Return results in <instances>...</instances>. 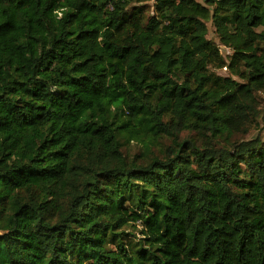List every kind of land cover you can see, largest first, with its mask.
<instances>
[{"label": "trees", "instance_id": "obj_1", "mask_svg": "<svg viewBox=\"0 0 264 264\" xmlns=\"http://www.w3.org/2000/svg\"><path fill=\"white\" fill-rule=\"evenodd\" d=\"M262 95L264 0H0V264H264Z\"/></svg>", "mask_w": 264, "mask_h": 264}, {"label": "rangeland", "instance_id": "obj_2", "mask_svg": "<svg viewBox=\"0 0 264 264\" xmlns=\"http://www.w3.org/2000/svg\"><path fill=\"white\" fill-rule=\"evenodd\" d=\"M208 27H209L208 38H210L213 41H215L214 34H213V27L210 24L208 25ZM220 49H221V52H222V54L224 56L227 55V54H229V51L226 50V49H224V48H222L221 46H220ZM218 73L219 74H222V75H225L227 72H225V71H219ZM262 106H264V95H262ZM140 147L141 146L139 144L134 143V144H131L130 146H127L125 148V152L127 154H130L131 156L140 155L141 152H142V150H141Z\"/></svg>", "mask_w": 264, "mask_h": 264}]
</instances>
